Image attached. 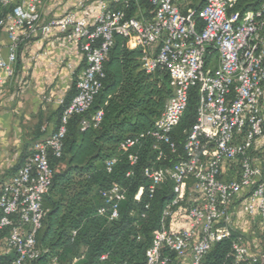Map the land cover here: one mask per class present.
I'll return each instance as SVG.
<instances>
[{"label": "built area", "instance_id": "obj_1", "mask_svg": "<svg viewBox=\"0 0 264 264\" xmlns=\"http://www.w3.org/2000/svg\"><path fill=\"white\" fill-rule=\"evenodd\" d=\"M44 1L0 0V84L14 76L21 48L54 31L65 42L79 45L85 66L75 82L73 99L66 106L64 100L58 102L64 108L55 131L32 145L23 164L1 188L0 233L7 232V247L14 256L9 264H27L40 255L36 237L43 227V199L54 174L51 159L62 156L70 118L82 117V131L101 123L102 111L90 118L85 114L102 89L103 62L115 35L126 39L129 48L142 50L146 73L166 68L173 88V97L154 126L120 145L126 153L150 142L155 159L142 172L149 182V199L160 186L168 182L173 186L174 197L163 210L160 229L153 233L145 264H182L187 256L188 264H204L213 245L235 232L239 199H243V213L258 214L264 229V162L257 165L251 155L264 133V1L258 11L241 14L234 11L237 0H203L197 8L193 0H113L119 9L109 0H100L92 26L73 13L43 21ZM139 1L150 6V14L128 17L127 10ZM45 55L35 54L32 59ZM192 88L199 92L196 122L184 132L182 154H178L173 131ZM169 155L176 161L160 164ZM119 158L116 155L106 162L108 173ZM128 161L135 167L138 155L129 154ZM230 165L236 175L224 177L223 168ZM132 174L129 171L126 176ZM143 191L138 190L136 201ZM100 198L98 214L117 220L125 189L113 185L100 191ZM188 201L191 204L181 209ZM181 210L187 223L176 229L170 222ZM232 255L233 264L262 259L250 255L241 236L232 243Z\"/></svg>", "mask_w": 264, "mask_h": 264}, {"label": "trees", "instance_id": "obj_2", "mask_svg": "<svg viewBox=\"0 0 264 264\" xmlns=\"http://www.w3.org/2000/svg\"><path fill=\"white\" fill-rule=\"evenodd\" d=\"M110 1L115 6L113 0ZM263 1L237 0L234 11L256 12ZM202 5L203 0L195 7ZM115 7L121 8L120 4ZM150 10L147 3L139 1L130 6L127 15L141 17L149 15ZM201 28L198 22V30ZM142 57L140 48H129L126 39L114 36L103 62L102 89L85 114L90 118L102 111V121L98 127L82 131V117L70 118L62 156L51 159L54 174L43 199L46 212L43 227L36 237L40 255L27 264H145L153 233L160 229L163 210L174 197L173 186L170 182L160 186L149 199V182L142 172L148 162L155 159L150 142L145 141L126 153L120 151V145L154 126L172 99L173 88L166 68L160 66L148 74L142 68ZM75 94L74 82L64 106ZM198 100V89L192 88L187 108L173 131L178 154H182L184 132L196 122ZM64 106L59 108V118ZM131 153L138 155L135 167L128 161ZM116 155L120 158L108 173L106 162ZM27 156L28 153L24 154L20 166ZM175 161L176 157L169 155L160 164L171 165ZM63 163L65 168L57 171ZM129 171L133 174L127 177ZM113 185L125 189L126 199L120 203L119 218L109 221L107 215L98 214V209L102 205L100 191ZM140 188L144 191L140 201H136L134 198ZM240 236L235 231L229 238L214 244L204 264H233L232 243ZM103 256H106L104 260ZM13 259V255L0 257V264H9ZM251 264L264 262L257 259Z\"/></svg>", "mask_w": 264, "mask_h": 264}, {"label": "crops", "instance_id": "obj_3", "mask_svg": "<svg viewBox=\"0 0 264 264\" xmlns=\"http://www.w3.org/2000/svg\"><path fill=\"white\" fill-rule=\"evenodd\" d=\"M110 1V0H109ZM100 11V0H45L40 8L43 21L73 13L92 26ZM4 45L8 44L2 35ZM35 60V54H43ZM79 45L67 43L54 31L41 36L18 52L15 74L0 84V192L15 174L32 145L46 138L58 125L60 100L66 99L73 83L84 69ZM264 118V99L262 102ZM264 133L255 141L251 155L257 165L264 162ZM263 155V156H262ZM224 177L236 175L233 165L223 168ZM243 199L235 204L234 229L245 240L256 245L252 230L255 223L264 232L259 215L247 216L242 211ZM7 232L0 233V257L10 256ZM249 248V246H248ZM249 253L253 257H260ZM260 258L264 259V256ZM189 256L182 260L188 264Z\"/></svg>", "mask_w": 264, "mask_h": 264}, {"label": "rangeland", "instance_id": "obj_4", "mask_svg": "<svg viewBox=\"0 0 264 264\" xmlns=\"http://www.w3.org/2000/svg\"><path fill=\"white\" fill-rule=\"evenodd\" d=\"M202 0H193L192 1V5L193 6H197L198 4L201 3ZM264 155V154H263ZM262 155V156H263ZM65 168V164H61L57 171L63 170ZM191 204L189 201L186 202V205H182L181 209H186L187 205ZM187 223V218H186V214L184 213V210L180 211V213L170 222V224H172V226L176 229H181L182 227H185ZM253 228V232L254 235L256 237V245L254 246L253 243L247 241V245L250 248V251L252 254H257L260 257L264 256V232L260 230L259 226L256 225V223L254 225H252Z\"/></svg>", "mask_w": 264, "mask_h": 264}]
</instances>
